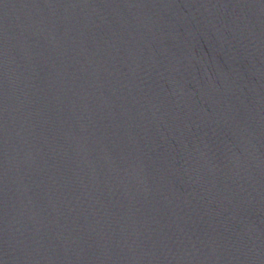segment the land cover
<instances>
[{"label":"water","instance_id":"1","mask_svg":"<svg viewBox=\"0 0 264 264\" xmlns=\"http://www.w3.org/2000/svg\"><path fill=\"white\" fill-rule=\"evenodd\" d=\"M0 264H264V0H0Z\"/></svg>","mask_w":264,"mask_h":264}]
</instances>
